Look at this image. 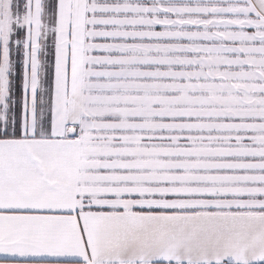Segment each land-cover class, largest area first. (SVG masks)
<instances>
[{"label":"snow or ice","instance_id":"snow-or-ice-1","mask_svg":"<svg viewBox=\"0 0 264 264\" xmlns=\"http://www.w3.org/2000/svg\"><path fill=\"white\" fill-rule=\"evenodd\" d=\"M0 264H264V0H0Z\"/></svg>","mask_w":264,"mask_h":264}]
</instances>
